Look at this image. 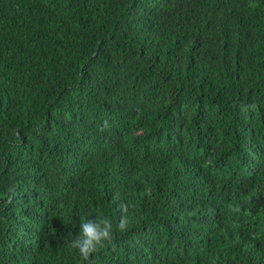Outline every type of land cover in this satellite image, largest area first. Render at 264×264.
Segmentation results:
<instances>
[{
    "label": "trees",
    "instance_id": "1",
    "mask_svg": "<svg viewBox=\"0 0 264 264\" xmlns=\"http://www.w3.org/2000/svg\"><path fill=\"white\" fill-rule=\"evenodd\" d=\"M97 215L83 264H264V0H0V264Z\"/></svg>",
    "mask_w": 264,
    "mask_h": 264
},
{
    "label": "clouds",
    "instance_id": "2",
    "mask_svg": "<svg viewBox=\"0 0 264 264\" xmlns=\"http://www.w3.org/2000/svg\"><path fill=\"white\" fill-rule=\"evenodd\" d=\"M107 127L108 121L105 120L100 130L103 131ZM120 207L122 215L119 223L115 225V229L124 232L129 227L127 215L129 205L122 203ZM113 232V221L107 216L97 215L95 219H82L80 232L69 242V247L78 252L83 264V262L89 261L94 253L113 243Z\"/></svg>",
    "mask_w": 264,
    "mask_h": 264
}]
</instances>
